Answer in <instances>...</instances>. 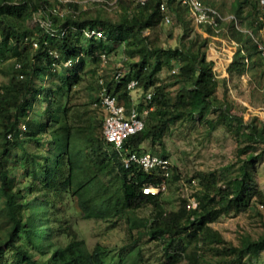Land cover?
Returning <instances> with one entry per match:
<instances>
[{
  "label": "trees",
  "instance_id": "16d2710c",
  "mask_svg": "<svg viewBox=\"0 0 264 264\" xmlns=\"http://www.w3.org/2000/svg\"><path fill=\"white\" fill-rule=\"evenodd\" d=\"M201 1L219 12L223 26L217 31L204 24L201 34L180 0H115L112 8L99 2L94 13L74 0H0V264H142L136 243L143 234L161 242L167 264H247L264 251L263 222L256 237L243 232L237 244L210 225L232 206L252 207L257 189L247 166L261 154L254 148L264 144V120L251 115L245 121L227 101L212 106L197 79L198 69L209 62L210 35H222L224 29L235 44L229 67L235 76L247 73L256 80L258 67L264 68L257 44L264 0ZM170 11L182 27L174 45L161 43L156 29ZM93 28L102 36L85 34ZM113 42L123 44L126 71L111 86L103 80V86L128 109L133 103L127 82L136 79L144 102L135 106L139 112L146 109L143 129L125 139L124 147L140 151L139 144L148 139L167 157L163 135L170 124L198 116L208 132L223 123L238 142L244 140L238 155L250 150L223 185L217 184L218 174L209 172L194 208H187L183 197L166 212L162 192L143 193V185L161 182V172L125 168L102 137L97 96L89 103L75 97L79 74L71 68L82 63L83 55L100 64L99 54L109 53L106 47ZM163 67L175 68L171 83L159 81ZM168 84L176 85L173 94ZM262 94L264 101V87ZM211 113L215 116L207 117ZM172 169L169 179L177 182L180 173ZM90 218L125 220L130 239L119 251H129L118 262L108 258L106 246L95 243L90 249L80 236L76 220Z\"/></svg>",
  "mask_w": 264,
  "mask_h": 264
},
{
  "label": "rangeland",
  "instance_id": "374dc122",
  "mask_svg": "<svg viewBox=\"0 0 264 264\" xmlns=\"http://www.w3.org/2000/svg\"><path fill=\"white\" fill-rule=\"evenodd\" d=\"M74 1L79 3L82 9H88L91 13H94L97 3H106L107 7L112 8L115 0ZM262 10L264 12V8ZM57 11L62 13L60 9H57ZM263 12L260 14L263 25L259 29L260 37L257 39L258 42L262 43H264ZM167 13H169L170 21L161 20L156 27L159 31L157 37L161 43L174 45L180 37L182 27H180L171 11ZM35 23L36 19L29 20L31 26ZM220 25L223 26V21ZM194 26L196 27L195 24ZM197 30L201 34L205 33L199 28ZM221 31L222 35L211 34L207 41L206 58L209 62L198 69V90L214 107H221L227 101L231 104V111L238 115L241 114L245 121L251 115H257L263 119L264 68L258 67L256 80H252L247 73L235 76L233 70L229 67L230 56L235 49L234 40L225 35L224 29ZM145 32L147 33V31ZM80 42L83 43L82 40ZM106 49L109 51L106 62L98 64L96 61L91 60L89 56L83 55L82 63L71 68L79 74L78 81L73 85V88L76 89L75 97L81 103H89L94 100L99 91L98 80L100 78L105 81L107 86H111L115 69L120 65H125V62L122 63L121 60L123 56H121L122 43H110ZM213 68L218 81L215 80ZM174 69L163 67L157 75L159 81L171 83L174 79ZM2 78L0 77V79ZM45 80L48 81L49 78L46 76ZM167 89L173 94L176 91V85L168 84ZM143 95L144 90L140 86L130 90V97L134 105L144 102ZM97 111L103 113L101 108ZM142 115L144 116L145 113H142ZM214 116L215 114L211 113L207 117L212 118ZM207 128L205 120L195 116L192 119L173 122L163 135V145L170 165L180 173L179 181L174 182L169 179L166 189L161 193L160 201L166 212L175 210L183 197L188 200L193 198L196 200L198 195H202L207 185L206 182H208L206 178L209 172L218 174L217 184L223 185L225 177L236 175L242 164L241 160L250 151L248 150L241 155L237 154V147L245 144V141L238 142L235 133L223 123H219L212 132H208ZM160 148L158 143H151L148 139L139 144L140 151H148L154 154H159ZM259 151L261 154L256 156L247 166L257 189V196L251 201L252 207L237 210L232 206L226 214L220 215L210 223L226 241L233 244L238 243L241 233L248 232L256 237L263 229L264 144H258L254 148L255 153ZM144 213L148 214L149 208H146ZM73 216L78 217L75 214ZM76 221L79 234L85 239V243L90 249L95 243L103 244L106 246L108 258L116 262L128 253L129 248L119 251L120 245L130 239V234H127L125 220L119 219L115 223H106L94 218L78 219ZM136 236L135 231L133 238ZM137 245L140 247L142 254V264H167L164 248L160 241L143 234L138 239ZM247 264H264V251L260 252L257 259Z\"/></svg>",
  "mask_w": 264,
  "mask_h": 264
},
{
  "label": "built area",
  "instance_id": "2783aa9c",
  "mask_svg": "<svg viewBox=\"0 0 264 264\" xmlns=\"http://www.w3.org/2000/svg\"><path fill=\"white\" fill-rule=\"evenodd\" d=\"M142 3L144 0H138ZM181 3L186 4L190 14L193 18V23L197 28L201 29L206 33V27L204 24L211 25L214 31H217L220 27L217 18L221 17L215 7H212L201 0H180ZM263 2V1H262ZM161 8H165V2L160 3ZM166 22L170 21L168 14L164 15ZM49 22L46 23L48 25ZM87 36L95 35L102 36L101 30L99 29H87L85 31ZM258 50L261 57L264 59V43L257 42ZM33 45L36 46L37 42L33 41ZM52 54L56 56V52L52 51ZM122 56V55H121ZM100 63H104L108 59V55L105 52L99 54ZM122 63L125 62L126 57L122 56ZM68 59L66 63H70ZM126 68L124 65H120L114 71V79L121 77ZM101 89L97 94V101L94 102V106H99L103 110V121H102V137L105 142L109 143L114 148L121 160L122 165L125 168L139 167L144 171L157 169L161 172L163 179L158 185H143V193L156 194L166 189V184L171 177L172 167L167 157H163L159 154H154L148 151H137L132 148L124 147V141L130 135L137 133L144 127V118L142 113H146L145 109L139 112L136 106L133 104L130 108H126L124 104L117 101L114 95L107 92L103 86V79L98 80ZM137 85L136 79L132 78L127 82L129 89L135 88ZM151 97V93H146V99ZM264 120V117H263ZM197 201L193 198L186 201L187 208H194Z\"/></svg>",
  "mask_w": 264,
  "mask_h": 264
}]
</instances>
